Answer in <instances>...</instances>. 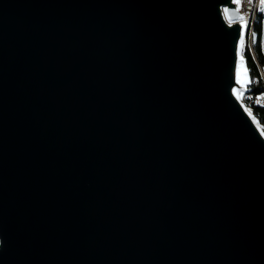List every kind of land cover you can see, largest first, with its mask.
<instances>
[{
    "label": "water",
    "instance_id": "water-1",
    "mask_svg": "<svg viewBox=\"0 0 264 264\" xmlns=\"http://www.w3.org/2000/svg\"><path fill=\"white\" fill-rule=\"evenodd\" d=\"M241 16L0 0V264H264Z\"/></svg>",
    "mask_w": 264,
    "mask_h": 264
},
{
    "label": "trees",
    "instance_id": "trees-1",
    "mask_svg": "<svg viewBox=\"0 0 264 264\" xmlns=\"http://www.w3.org/2000/svg\"><path fill=\"white\" fill-rule=\"evenodd\" d=\"M255 35L254 49L250 45H247L244 50V56L246 57L250 71V86L254 93H259L264 90V80L258 68V62L264 64V9L258 15V20L255 26ZM253 111L255 118L264 128V107L255 105Z\"/></svg>",
    "mask_w": 264,
    "mask_h": 264
},
{
    "label": "bare ground",
    "instance_id": "bare-ground-1",
    "mask_svg": "<svg viewBox=\"0 0 264 264\" xmlns=\"http://www.w3.org/2000/svg\"><path fill=\"white\" fill-rule=\"evenodd\" d=\"M239 6H240V2H239ZM240 9H241V6H240ZM263 9H264V0H257V2H255V5L252 6L251 17H248V20L246 22L247 27H245L246 32H245L244 40H246V39L248 40V38H250V41L252 44L254 42V41H252V39L255 38V30L253 29V24H254V21H257L256 19H258V15L263 11ZM241 11H242V9H241ZM254 28H255V25H254ZM243 53H244V49H243ZM258 64H261V66L264 67V64H262L260 62H258ZM250 82H251V79H250ZM263 91L264 90H262L261 92H263ZM242 93H243V97H244V91L241 92V96H242ZM249 93H254L250 85H249ZM259 93H255V94H259ZM243 97H242V99H243L248 111L254 114V111H253L254 106L255 105L260 106V103H254L253 102V96H245L244 98ZM261 127H262V125H261ZM263 130H264V128H263Z\"/></svg>",
    "mask_w": 264,
    "mask_h": 264
},
{
    "label": "built area",
    "instance_id": "built-area-1",
    "mask_svg": "<svg viewBox=\"0 0 264 264\" xmlns=\"http://www.w3.org/2000/svg\"><path fill=\"white\" fill-rule=\"evenodd\" d=\"M239 2H240L241 9H242V16L244 17V20H242V21L245 24V22H247V20H248V17H251L252 6L255 5V2H257V0H239ZM258 68H259L261 76L264 80V67L261 66V64H258ZM250 84H251V82H249V84L247 85V90L244 91V97L245 96H253V102L254 103H260V106L264 107V91L260 92L259 94L249 93V85Z\"/></svg>",
    "mask_w": 264,
    "mask_h": 264
},
{
    "label": "rangeland",
    "instance_id": "rangeland-1",
    "mask_svg": "<svg viewBox=\"0 0 264 264\" xmlns=\"http://www.w3.org/2000/svg\"><path fill=\"white\" fill-rule=\"evenodd\" d=\"M239 20H241V19L239 18ZM256 20H258V19H256ZM241 21H242V20H241ZM256 22H257V21H254V24H253V29H254V30H255L254 25L256 26ZM249 26H250V25H249ZM255 37H256V35H255ZM248 41H249V42H248ZM252 41H254L253 44L251 43L250 38H248V40L246 39L245 41H243V49L245 50V48L247 47V45H250V46L254 49V47H255V38H253ZM242 97H243V93H242ZM243 98H244V97H243Z\"/></svg>",
    "mask_w": 264,
    "mask_h": 264
},
{
    "label": "snow or ice",
    "instance_id": "snow-or-ice-1",
    "mask_svg": "<svg viewBox=\"0 0 264 264\" xmlns=\"http://www.w3.org/2000/svg\"><path fill=\"white\" fill-rule=\"evenodd\" d=\"M237 3H239V0H237ZM240 19H241V20H244V17L241 16ZM244 27H247V23H246V22H245ZM240 43H241V45H243V40H242V39H241ZM237 83H241V82L239 81V79L237 80Z\"/></svg>",
    "mask_w": 264,
    "mask_h": 264
}]
</instances>
